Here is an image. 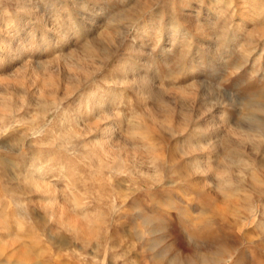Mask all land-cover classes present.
<instances>
[{"label":"rangeland","instance_id":"rangeland-1","mask_svg":"<svg viewBox=\"0 0 264 264\" xmlns=\"http://www.w3.org/2000/svg\"><path fill=\"white\" fill-rule=\"evenodd\" d=\"M0 264H264V0H0Z\"/></svg>","mask_w":264,"mask_h":264},{"label":"bare ground","instance_id":"bare-ground-1","mask_svg":"<svg viewBox=\"0 0 264 264\" xmlns=\"http://www.w3.org/2000/svg\"><path fill=\"white\" fill-rule=\"evenodd\" d=\"M213 2H214V1H213ZM188 6H189V5H188ZM185 8H186V7H185ZM187 8H188V7H187ZM187 8H186V9H187ZM257 9H258V8H257ZM185 11H188V9L185 10ZM247 12H248V11H247ZM247 12H243V13H242V17L247 16ZM188 15H189V14H188ZM188 15H187V16H188ZM182 17H183V16H182ZM177 26H178V25H177ZM12 29H13L12 32H16V31H18V30L20 29V27H19V25H16V24H15V25H13V28H12ZM119 97H120V96L117 97V101L119 100ZM115 100H116V99H115Z\"/></svg>","mask_w":264,"mask_h":264}]
</instances>
